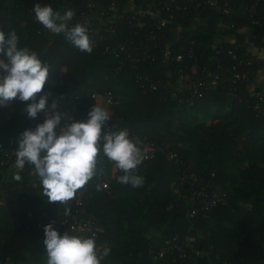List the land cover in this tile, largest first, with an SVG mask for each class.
I'll return each mask as SVG.
<instances>
[{
  "label": "trees",
  "instance_id": "obj_1",
  "mask_svg": "<svg viewBox=\"0 0 264 264\" xmlns=\"http://www.w3.org/2000/svg\"><path fill=\"white\" fill-rule=\"evenodd\" d=\"M233 1L236 13L232 17L208 11L202 15L206 22L195 25L189 18L179 16L163 34L156 33L160 50L167 51L170 45L171 51L185 56L182 65L198 64L201 70L213 71L219 59L227 72L220 86L205 93L193 106H178L169 97L174 80L169 75L176 74L178 66L155 60L138 63L134 68L127 63L117 71L120 59L105 53L106 46L115 47L128 39L140 42L126 28L107 34L105 42L92 47L90 53L82 52L62 34L42 33L41 25L33 19L34 3L63 12L64 0H0V31L6 36L9 30L15 31L20 46L35 51L49 65L51 85L43 89L51 93L49 104L56 100L58 111L64 113L76 103L78 112L72 119L82 121L95 105L93 94L111 93L126 108L120 111L119 103L111 108L110 122L116 126L111 131L127 130L130 138L140 144L146 138L175 152L202 185L210 183L228 197L226 205L206 215L189 217L187 202L175 194L172 186L179 167L166 154L157 153L136 170L144 177L138 188L117 182L122 171L112 178L114 164L100 154L97 174L71 200L49 203L31 175V165H25L19 183L4 179L11 165H1L5 158L0 151V193L9 194L17 202V206L12 201L0 203L1 262L46 264L42 225L50 222L61 233L68 230L83 235L62 225L63 215L75 210L77 194L83 191V217L95 218L101 229L96 244L101 250L105 246L110 249L102 264H151L150 245L161 247L175 236L193 237L197 250L212 252L210 258H198L197 264H264V165L243 167L239 180L232 183H227L229 177L223 171L208 166L196 170L189 165L194 151L205 161L237 145L261 147L264 153V112L254 109L258 99L251 97L252 91L264 92V88L250 87L258 76L264 79V60L253 57L247 48H264V29L255 27L246 12L257 0ZM258 9L264 10V4H259ZM245 29L254 30L253 34L242 33ZM149 33L146 29L142 35ZM224 36L233 37L235 43H220L224 53L217 54L216 39ZM190 50L192 57L187 55ZM231 50L235 58L228 54ZM250 58L251 81L233 85L228 81V70ZM134 72L161 82V87L157 92L143 94ZM232 92L235 97L230 95ZM11 105L12 112L7 107L0 108V147L6 151L17 146L18 134L35 121L26 117L24 103L12 101ZM206 120L213 123L207 125ZM106 183L107 189L103 187Z\"/></svg>",
  "mask_w": 264,
  "mask_h": 264
},
{
  "label": "clouds",
  "instance_id": "obj_2",
  "mask_svg": "<svg viewBox=\"0 0 264 264\" xmlns=\"http://www.w3.org/2000/svg\"><path fill=\"white\" fill-rule=\"evenodd\" d=\"M32 12L50 33L62 34L82 52L92 51L88 28L70 24L75 15L71 9L61 12L51 5L34 3ZM48 79L49 65L35 51L21 47L15 31L9 30L7 36L0 31V108L15 100L25 104L28 119L36 120L44 113L42 122L18 134L14 168L31 165L49 203L71 200L97 174L100 154L122 171L118 183L141 187L144 177L136 170L147 158L146 149L131 139L127 130L104 131L111 117L96 103L82 121L58 111V102L49 104L51 93L43 91L45 85H51ZM13 179L21 180L18 171ZM42 243L46 264H102L110 254V249L105 246L101 250L93 237L68 230L61 233L54 222L44 226Z\"/></svg>",
  "mask_w": 264,
  "mask_h": 264
},
{
  "label": "built area",
  "instance_id": "obj_3",
  "mask_svg": "<svg viewBox=\"0 0 264 264\" xmlns=\"http://www.w3.org/2000/svg\"><path fill=\"white\" fill-rule=\"evenodd\" d=\"M64 3V10L71 9L75 13L70 24L81 23L88 28L92 47H96L99 42H105L107 34H117L123 28L140 38L139 43L128 39L115 47L106 46L105 53L120 59L117 71L122 69L127 63L134 68L138 63L155 60L178 66L177 73L169 75L174 79L170 85L169 97L178 106H193L195 101L202 99L205 93L217 89L223 81L224 75H226V71L219 59H217V68L213 71L206 68L201 70L198 64L193 66L182 65L185 56L171 51L168 48L170 45H167V51L160 50L161 43L157 41L156 33L163 34L166 27L177 23L176 20L179 16L189 18L188 20H191L195 25L206 22V18L202 15L208 11L215 12L219 17H232L236 13V6L233 0H64ZM259 4L263 5L264 0H257L256 4L246 9V12L255 27L264 29V10L258 11ZM33 19L36 21L34 15ZM146 29L149 30V35H142ZM41 31L42 33H50L42 25ZM214 48H218L217 54L224 53L222 52L223 46L220 44L215 45ZM153 51L155 53H152ZM228 54L235 58L232 50L228 51ZM187 55L192 57V50L188 51ZM251 64L252 58L246 59L244 62H240L238 66L229 69L230 77L228 81L233 85L250 82L252 78ZM133 77L143 94L157 92L161 87V82H154L148 79L146 75H139L134 72ZM230 95L235 97L234 92L230 93ZM251 97L258 99L254 109L264 112V92L256 93L252 91ZM91 98L94 102L103 101L108 112L119 102L111 93H105L102 96L93 94ZM77 112L78 105L76 103L71 105L66 111L71 118H74ZM43 119L44 113L42 112L34 123L26 129L35 127ZM84 119H86V116L82 120ZM115 128L116 126H113L109 121L104 131H111ZM140 146L146 149L147 156L141 165L152 159L157 153H162L166 154L168 160L179 167L176 181L172 186L175 194L187 202V215L189 217L199 214L206 215L214 208L227 204L228 197L214 189L210 183L202 185L198 176L190 168L182 164L175 152L169 151L146 138L141 141ZM15 149L16 146H13L6 151L0 147V151L5 158L1 163L2 166L14 164L15 155L13 152ZM181 165L182 168H180ZM115 172L116 175L114 177L121 170L117 169ZM32 176L36 185H39V179L35 175L34 168L32 169ZM0 195L1 205L12 201L17 206V202L9 194L0 193ZM75 206L74 211L63 215L62 225H69L73 230H77L85 236L93 237L96 242L101 229L94 217H83L85 214L83 191L77 194ZM43 228L44 226L42 225ZM195 244L196 240L190 236L169 238L161 247L151 244L149 247L151 264H197L196 260L198 258H210L212 256L211 251L197 250ZM0 264L10 263L9 261H0Z\"/></svg>",
  "mask_w": 264,
  "mask_h": 264
},
{
  "label": "rangeland",
  "instance_id": "obj_4",
  "mask_svg": "<svg viewBox=\"0 0 264 264\" xmlns=\"http://www.w3.org/2000/svg\"><path fill=\"white\" fill-rule=\"evenodd\" d=\"M252 34H253V31L251 32V35ZM248 35H250V33ZM248 46L252 48L250 45ZM225 77H227V72H226V75H224L223 79ZM95 103L98 106H102L105 108V104L103 103V101H96ZM123 103L121 104L119 103L120 105L118 104L120 111H125L126 109ZM112 114H113V111L110 110L109 115H112ZM205 122L207 125H210L213 123L211 120H206ZM252 164L264 165V153L261 147L250 148L244 145H237L235 147H226L218 151L217 153H215L207 161H205V159H201V157L197 155V152L194 151L192 153V156L189 159V165L193 169L199 170V168L208 166L210 168L213 167L216 171L217 170L223 171L229 177L228 178L229 181H227V183L237 182L239 180V176H240V172L242 168L252 165ZM116 170L117 168L113 165L111 169L112 178H114V176L116 175L115 174ZM17 171L19 172V175L22 178L24 175V172H23L24 170L15 169L14 164H13L5 172L4 179L11 181L13 183H19V181H16L13 179V176ZM30 172L32 173V171ZM104 188L106 189L108 188V183L105 184Z\"/></svg>",
  "mask_w": 264,
  "mask_h": 264
},
{
  "label": "crops",
  "instance_id": "obj_5",
  "mask_svg": "<svg viewBox=\"0 0 264 264\" xmlns=\"http://www.w3.org/2000/svg\"><path fill=\"white\" fill-rule=\"evenodd\" d=\"M219 23H221V20H218ZM254 31L252 29H245L242 30V33H246L251 35V32ZM176 33H179V29L178 31H175ZM234 44L235 43V39L233 37L230 36H224V37H220L218 39H216V44ZM248 50L250 51V53L252 54V56L256 57L259 60H264V48H249L247 47ZM65 71V69L63 70V72ZM251 89H256V88H264V79L262 78V76H258L257 78H255V80L251 83L250 85ZM98 104V102H97ZM98 106V105H97ZM7 108L10 109V111L12 112V105L11 102L5 106ZM102 107V106H101Z\"/></svg>",
  "mask_w": 264,
  "mask_h": 264
}]
</instances>
